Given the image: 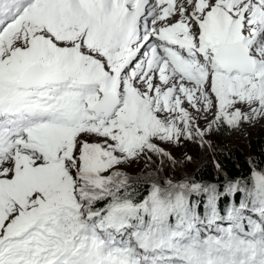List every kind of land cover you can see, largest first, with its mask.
<instances>
[{"label": "snow or ice", "instance_id": "snow-or-ice-1", "mask_svg": "<svg viewBox=\"0 0 264 264\" xmlns=\"http://www.w3.org/2000/svg\"><path fill=\"white\" fill-rule=\"evenodd\" d=\"M261 120L264 0H0V264H264V167L128 172Z\"/></svg>", "mask_w": 264, "mask_h": 264}, {"label": "rangeland", "instance_id": "rangeland-1", "mask_svg": "<svg viewBox=\"0 0 264 264\" xmlns=\"http://www.w3.org/2000/svg\"><path fill=\"white\" fill-rule=\"evenodd\" d=\"M201 127H205V121H200ZM257 134L264 136V120L259 121L254 126L244 124L239 130L224 129L219 133L212 134L208 139L211 147H200L199 142L182 141L180 145H161L176 159V164L173 165L167 159L163 162L157 160L153 156L152 161L145 166V162L133 164L128 170L129 174L135 178L148 182L161 178H172L180 180L185 177H190L195 180L194 176L206 163H211L217 166V154L220 151L231 148H243L249 152V143L252 136ZM190 157L191 159H187Z\"/></svg>", "mask_w": 264, "mask_h": 264}, {"label": "trees", "instance_id": "trees-1", "mask_svg": "<svg viewBox=\"0 0 264 264\" xmlns=\"http://www.w3.org/2000/svg\"><path fill=\"white\" fill-rule=\"evenodd\" d=\"M249 152L243 148H231L217 154V165L206 163L195 173L198 182L223 181L225 176L247 177L255 166L264 167V136H252L249 143ZM142 182L149 184L141 180Z\"/></svg>", "mask_w": 264, "mask_h": 264}]
</instances>
